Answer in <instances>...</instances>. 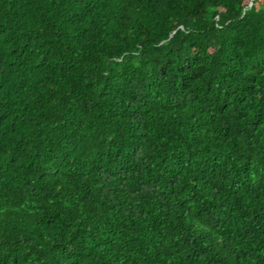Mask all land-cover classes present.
I'll list each match as a JSON object with an SVG mask.
<instances>
[{"label": "trees", "instance_id": "16d2710c", "mask_svg": "<svg viewBox=\"0 0 264 264\" xmlns=\"http://www.w3.org/2000/svg\"><path fill=\"white\" fill-rule=\"evenodd\" d=\"M0 264H264V0H0Z\"/></svg>", "mask_w": 264, "mask_h": 264}]
</instances>
